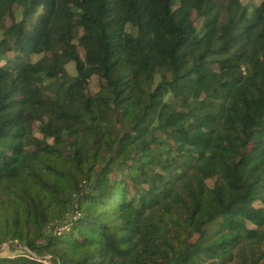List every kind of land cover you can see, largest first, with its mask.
<instances>
[{
  "label": "trees",
  "instance_id": "obj_1",
  "mask_svg": "<svg viewBox=\"0 0 264 264\" xmlns=\"http://www.w3.org/2000/svg\"><path fill=\"white\" fill-rule=\"evenodd\" d=\"M0 31V264H264V0H0Z\"/></svg>",
  "mask_w": 264,
  "mask_h": 264
},
{
  "label": "rangeland",
  "instance_id": "obj_2",
  "mask_svg": "<svg viewBox=\"0 0 264 264\" xmlns=\"http://www.w3.org/2000/svg\"><path fill=\"white\" fill-rule=\"evenodd\" d=\"M241 2L244 5L255 8V7L260 5L261 0H241ZM14 9H16L14 19H7L6 20V26H10L12 24L13 20L19 21L21 19V8L14 7ZM40 13H41V10H38V14H40ZM192 19L195 21V25L197 27V30H200L203 23H204V19L196 17L195 13H193ZM127 30H128V32H130L132 34H135V30L132 29L130 26L127 28ZM1 38H2V31H0V39ZM78 51H79L80 56L83 57L84 56L83 49L79 48ZM8 56L10 58H13L14 52L12 50H10V53H8ZM41 57H42V55H32L30 57V60H31V62H36ZM213 67H215V66H213ZM66 71L70 76L76 75L73 63H70L66 66ZM157 82H158V77H156V83ZM99 88H100V80L98 79V77L93 76L90 80V84L88 87L89 93L91 95H95L96 93H98ZM37 136L40 137L39 134H37ZM212 183L213 182H210V181L208 182L209 185H212ZM72 216L75 219L77 218V215H70V214L67 216V218L70 219ZM25 252H26L25 249L22 248L21 246L16 245V243H14V244L13 243L12 244L6 243L0 247V256H4V257H15V256L23 255ZM49 259H50L49 256L45 257L46 261H48ZM48 264H50V263H48Z\"/></svg>",
  "mask_w": 264,
  "mask_h": 264
}]
</instances>
